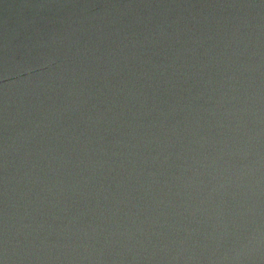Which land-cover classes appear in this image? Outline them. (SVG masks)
<instances>
[{
    "label": "water",
    "instance_id": "obj_1",
    "mask_svg": "<svg viewBox=\"0 0 264 264\" xmlns=\"http://www.w3.org/2000/svg\"><path fill=\"white\" fill-rule=\"evenodd\" d=\"M0 264H264V0H0Z\"/></svg>",
    "mask_w": 264,
    "mask_h": 264
}]
</instances>
